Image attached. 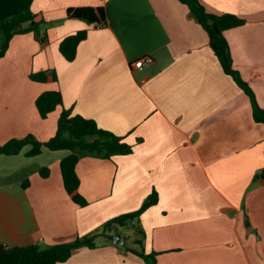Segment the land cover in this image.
Returning a JSON list of instances; mask_svg holds the SVG:
<instances>
[{
	"label": "crops",
	"instance_id": "1",
	"mask_svg": "<svg viewBox=\"0 0 264 264\" xmlns=\"http://www.w3.org/2000/svg\"><path fill=\"white\" fill-rule=\"evenodd\" d=\"M199 1L210 14L245 21L224 36L234 69L264 109V0ZM28 7L48 23L47 40L17 34L0 60V145L28 136L49 141L65 108L123 137L133 153L80 159L85 207L64 186L61 161L70 151L44 148L28 157V145L0 155V246L45 249L95 233L156 190L158 203L130 224L145 233L130 248L157 253L156 264H264V180L255 178L264 169V125L189 7L179 0H0V50L4 21ZM77 7L104 8L107 26L69 18ZM80 31L87 39L69 62L60 43ZM145 57L152 62L135 69ZM45 71L58 80L30 78ZM53 91L63 107L42 119L36 100ZM101 241L58 264H153L127 242Z\"/></svg>",
	"mask_w": 264,
	"mask_h": 264
},
{
	"label": "trees",
	"instance_id": "2",
	"mask_svg": "<svg viewBox=\"0 0 264 264\" xmlns=\"http://www.w3.org/2000/svg\"><path fill=\"white\" fill-rule=\"evenodd\" d=\"M186 4L191 14L198 20L199 24L207 32L210 45L219 59L224 72L231 76L236 84L250 98L253 117L256 123L264 125V109L258 103L255 93L251 87L241 78L239 72L233 67V59L229 43L224 33L227 30L243 26L245 21L232 14L214 15L208 13L199 0H179ZM69 18L83 20L97 27L107 26V18L104 8L77 7L67 10ZM28 24L26 28L22 25ZM44 20L36 21L30 7L23 12L5 20L2 27L5 32V45L0 50V60L6 55L10 42L17 34L33 32L40 37L41 42L47 40V33L42 34V30L47 26ZM87 32L80 31L62 40L59 50L63 57L72 62L77 57V50L81 42L87 39ZM33 81L55 82L58 80L55 71L52 73L41 72L30 75ZM36 106L42 119H46L50 113L59 107H63V97L60 92H45L36 100ZM31 145V150L27 153L28 157H35L42 153L44 148L51 151L67 150L71 153L61 161V172L64 186L72 198L79 206L88 205L87 200L80 194V179L77 174V164L81 158L92 156L100 159H111L113 156L130 155L133 153V146L124 141L123 137L104 130L98 126L96 121L73 114L72 109L63 108L56 135L47 142H39L33 136L24 139H13L4 145H0V155H17L25 146ZM43 177L48 176L47 169L41 171ZM255 178L264 180V169ZM26 186V185H25ZM159 201L156 190L145 200L137 211L115 217L102 225L101 230L86 236H76L69 239H58L49 248H41L38 245H31L20 248H5L0 246V264H58L69 260L72 254L81 248L95 249L107 239L113 243L115 227L124 228L131 222L138 220L149 208L155 206ZM137 228V227H136ZM139 237L133 244L141 246L145 233L137 228ZM127 247V246H126ZM131 252L139 255L145 260L156 264L157 253L146 255L143 251L139 252L127 247Z\"/></svg>",
	"mask_w": 264,
	"mask_h": 264
},
{
	"label": "rangeland",
	"instance_id": "3",
	"mask_svg": "<svg viewBox=\"0 0 264 264\" xmlns=\"http://www.w3.org/2000/svg\"><path fill=\"white\" fill-rule=\"evenodd\" d=\"M114 237L116 235H120L127 243L126 246L129 247L133 244L134 240L139 237V233L137 232L136 227H132L131 225L120 228V227H115L113 229Z\"/></svg>",
	"mask_w": 264,
	"mask_h": 264
},
{
	"label": "built area",
	"instance_id": "4",
	"mask_svg": "<svg viewBox=\"0 0 264 264\" xmlns=\"http://www.w3.org/2000/svg\"><path fill=\"white\" fill-rule=\"evenodd\" d=\"M152 62V59L150 57H145V58H142L140 59L139 61H137L135 64H134V68L135 69H141L143 68V66L145 64H148V63H151ZM3 247L5 248H9L7 247V245H3Z\"/></svg>",
	"mask_w": 264,
	"mask_h": 264
},
{
	"label": "water",
	"instance_id": "5",
	"mask_svg": "<svg viewBox=\"0 0 264 264\" xmlns=\"http://www.w3.org/2000/svg\"><path fill=\"white\" fill-rule=\"evenodd\" d=\"M126 243V241L120 236V235H116L113 239V244L114 245H124Z\"/></svg>",
	"mask_w": 264,
	"mask_h": 264
}]
</instances>
